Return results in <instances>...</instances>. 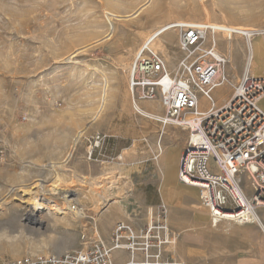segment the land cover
Here are the masks:
<instances>
[{"label": "rangeland", "instance_id": "374dc122", "mask_svg": "<svg viewBox=\"0 0 264 264\" xmlns=\"http://www.w3.org/2000/svg\"><path fill=\"white\" fill-rule=\"evenodd\" d=\"M144 3L146 0H0V204L10 196V203L0 208V224L11 215L16 219L12 231L7 229L8 237L0 240V264L24 256L78 251L82 243L89 245L95 214L103 202L98 201L94 211L87 191L100 192L102 181L104 186L110 182L107 187L117 182L109 199L118 198L127 207L126 217L116 210L105 214L97 228L103 239L116 222L142 228L164 207L166 221L176 234L167 249L178 262L264 264V210L257 213L253 226L240 229L221 223L211 227L197 189L178 182L177 163L175 168L169 161L161 164L167 153L177 152L178 159L177 145L186 143L187 133L162 128L159 122L136 114L128 92L130 68L147 39L144 36L171 17L182 18L177 22H228L264 30V0H152L153 11L147 9L135 18L114 22L113 35L105 39L109 33L106 13L132 15ZM208 33L204 44L214 39L217 51L226 59L223 74L229 78L240 70L231 43L247 40L234 36L226 40L215 34L208 41ZM162 41L166 52L161 55L174 71L183 57L177 33L167 32ZM244 48L241 50L246 51ZM100 72L107 74L110 90L105 114L84 131L65 161L75 133L86 128L97 108L103 84ZM230 86L228 81L214 89L213 99L225 96ZM141 107L159 118L163 114L157 103ZM208 108L207 100L199 98V109ZM96 135L104 142L91 151L89 141ZM124 149L128 152L120 159ZM52 164L60 166L54 171ZM56 176L63 179V188L66 181L73 182L70 199L87 217L81 224L68 217L69 231L54 224L50 215L44 216L42 227L28 224L23 217L25 205L16 201L23 202L20 191L36 180L49 186L57 182ZM240 185L250 197L248 182L242 178ZM113 217L119 219L109 224ZM82 224L89 238L85 243L80 239Z\"/></svg>", "mask_w": 264, "mask_h": 264}, {"label": "built area", "instance_id": "2783aa9c", "mask_svg": "<svg viewBox=\"0 0 264 264\" xmlns=\"http://www.w3.org/2000/svg\"><path fill=\"white\" fill-rule=\"evenodd\" d=\"M166 31H176L183 57L170 71L164 57L150 47L159 35L139 49L128 80L132 109L141 115V104L157 103L163 110L161 127L187 133L177 180L203 192L211 227L222 222L252 225L254 216L264 210V112L258 106L264 98V77L252 76L247 64L231 98L216 108L212 91L229 78L223 74L226 59L215 49L214 39L204 44L212 30L178 22ZM258 35L264 31L243 33L242 37L247 40ZM199 95L209 103L206 111L199 109ZM103 142L99 135L92 137L91 151ZM242 178L249 184L250 197L240 185ZM163 209L142 228L118 221L107 239L95 232L89 245L78 251L24 256L1 264H182L167 249L176 234ZM86 238V233L80 237L81 241Z\"/></svg>", "mask_w": 264, "mask_h": 264}, {"label": "bare ground", "instance_id": "6f19581e", "mask_svg": "<svg viewBox=\"0 0 264 264\" xmlns=\"http://www.w3.org/2000/svg\"><path fill=\"white\" fill-rule=\"evenodd\" d=\"M151 1L152 0H146V3H144L140 7H138V9L132 15L121 16V15H118V14L106 13L105 16H106L107 24L109 26V28H108L109 33L106 35L105 39H109L113 35V33L115 31V26H116L114 22H116V21H126L128 19H132V17L135 18L138 15H140L141 13H143L144 11H146L147 9H150V11H153L154 10V6L151 5L152 4ZM150 7H152V8H150ZM181 20H182V18H179V17H171V19L168 22H166L165 24L160 25L155 30V32H152L151 34H149L147 36H144V38L145 39L147 38V39L142 44V46L145 45L146 43H148L149 41H151L154 37L159 35L157 38L152 40V42L150 44V47L154 51H157L158 53L160 52V54L164 55V53L166 52V48L164 47L162 38L167 32H169V31H166V32H164V31L171 24L178 23L177 21H181ZM182 23H186V22H182ZM199 25L200 26H206V27H208L209 29L212 30L211 32L208 33V41H209V39L214 38L215 34L220 36V38H223V39H226V40H230L232 38V36H234V37H242L243 33H248V32H251V31H264V30H258L257 28H254L253 26H249V25L247 26V25H242V24H229L228 22L227 23H225V22H223V23L214 22V23H211L210 25L206 24V23L205 24L204 23H200ZM172 32H174V31H172ZM217 35H215V36H217ZM247 40L249 41L250 39H247ZM248 41H247V43H248ZM73 56H75V55H73ZM86 67H88L91 71H97V73H99L98 69H96L94 67H89V66H86ZM104 73L100 72V76H101V79L103 81V84H102L101 93H100V96H99V99H98L99 102H98L97 108H96V110L94 112V115L91 117V119L88 122V125L86 126L85 129L80 130L77 133H75V135H74V137H73V139L71 141V144H70V147H69V151L67 152V154H66V156L64 158L65 161H67L71 157L72 151L75 150V147H76L77 143L81 140L84 131L88 127H90L94 122L99 120L101 118V116L103 115V113L106 111V108H107L109 100H110V98H109V91L110 90H109V82H108V78H107L108 76H107V74H104ZM140 114L144 118L153 120L155 122H159L160 118L158 116H154L153 113H151V112L141 110ZM155 117H157V118H155ZM88 152H90L89 149H88ZM127 152H128L127 150L124 151L122 155L126 154ZM121 157H123V156H121ZM121 157H120V159H121ZM56 166H60V164H52L51 165V169L54 170V168ZM107 170H108V168H107ZM106 175H107V172H106ZM106 175H105V177L107 178ZM102 179H100V180H102ZM56 181L57 182H55L54 184L46 186L45 185L46 182L44 180L38 179L32 184L33 186L32 185L30 187L28 186V189H23V190L20 191V193H22V197L24 198L23 202L19 201L18 199H16V201L25 205V211H24V216L23 217H24V220L28 224H30L32 226H39V227L41 226L42 227L43 223H44V216L45 215H50L54 219V221H53L54 224L63 225L65 227V230L69 231L68 228H66V227H70L69 226L70 225V221L67 219L68 217L71 218V221L80 222V220H82V219H83V221L86 220V215H85V212L82 211V209L77 208L76 205L72 202L73 200L70 199L71 194H72L71 191H74L72 189L73 182H70V181L67 182L66 181L67 187L63 188L61 183H64V181H63V179L60 176H56ZM108 183H110V182H108ZM108 183H107V186H108ZM116 183L115 184L111 183V185L109 187H107V186L103 185V181H102V185H101V183L99 184L100 189H101L100 192H95L93 190L87 191V194H88V197H89V198L88 197L87 198L89 199V201L91 202V204L93 206L95 205L94 208H93L94 211H95V209H97L96 208L97 207L96 205L98 204L97 202L98 201L99 202L100 201L103 202V203H100L103 206L100 207V205H98L100 207V209L98 208L99 211L96 212V214H95L96 218L94 219L95 222L93 223V226H92V228H93L92 234L95 233V232H98V229H97L98 228V224L102 222L104 217L107 216L108 212H111V214H113L114 210H116L121 215L120 217H126V215H127V212H126V208L127 207L125 206V204H123V201L119 200L118 198L114 199V200H110L109 199V195L113 194V192H112V191H114L113 187L115 188V185H117ZM94 186H96V185H94ZM188 187H191V186H188ZM195 189H197V188H195ZM197 191H198L199 202L201 203V205L203 207H205L204 202H203L204 194L199 189H197ZM116 192H117V195H118V189H117ZM9 197L10 196L7 195V197H5L3 199L2 204H0V208L2 210L6 207V204L8 203L7 199ZM122 197H125V196H122ZM54 199L60 200L62 202V205H60L57 202V200H54ZM9 203H10V201H9ZM118 205H120V206H118ZM193 208H196L197 210L198 209L202 210V208L200 206H197L195 204H193ZM200 213H201L200 211H197L196 214L200 216L201 215ZM105 214H106V216H105ZM254 220L256 221L254 224L245 225L244 227L256 225L257 224V220H258L257 214H256V216H254ZM15 221H16V219L14 218V215H11L10 219L5 224H3V225L0 224V231H3L4 229H10L11 230L12 227L15 225L14 224ZM222 223H228L230 225H233V226L237 227L235 224L230 223V222H222ZM80 224H81V222H80ZM244 227H237V228L241 229V228H244ZM85 230H86V226L83 225L81 227L80 234L81 235L84 234ZM1 239L2 238H0V240ZM174 242L175 241L169 242L168 246L170 247V245L172 243H174ZM65 244L69 245L70 243H69L68 240H66ZM81 245L83 247L86 244L82 243ZM172 250H174L173 246H172ZM262 254L264 255V247L263 246H261V255Z\"/></svg>", "mask_w": 264, "mask_h": 264}, {"label": "crops", "instance_id": "0c3cea01", "mask_svg": "<svg viewBox=\"0 0 264 264\" xmlns=\"http://www.w3.org/2000/svg\"><path fill=\"white\" fill-rule=\"evenodd\" d=\"M231 45H232V49H233V51H232L233 55L236 56V58L240 62V70L238 72L234 73V75H232L231 77H229V83L231 86H230L228 92L226 93V95L214 100L216 108H221L231 98V95L233 93V88L235 87V85L239 81L240 77L242 76L247 63L249 64V72L252 76L264 77V35L254 36V37L250 38L248 43L241 41L238 43H231ZM241 48L246 49V51L241 50ZM199 98H203V97L201 95H199L198 99ZM258 106L264 112V98H262L259 101ZM177 146L180 147L178 159H177V152L167 153L165 156L162 157L161 164H164L166 162H167L166 164H168V161H169L172 168L173 167L175 168V164L177 163L176 165H177V170H178L179 158H180V154L182 152V149L185 146V142L182 144H178ZM126 150L128 151V149H124L122 151L119 158L122 156L123 152ZM171 179H172V177H171ZM186 213L190 214V212L188 210H186ZM118 219H119L118 217H113L109 221V224L117 221ZM189 221H190L191 225L194 224V221L191 217H190Z\"/></svg>", "mask_w": 264, "mask_h": 264}, {"label": "clouds", "instance_id": "9594fccd", "mask_svg": "<svg viewBox=\"0 0 264 264\" xmlns=\"http://www.w3.org/2000/svg\"><path fill=\"white\" fill-rule=\"evenodd\" d=\"M7 237H8L7 229H4L3 231H0V238H7Z\"/></svg>", "mask_w": 264, "mask_h": 264}]
</instances>
